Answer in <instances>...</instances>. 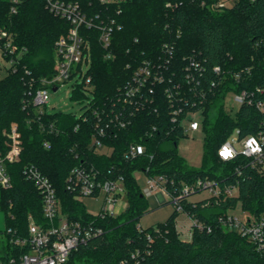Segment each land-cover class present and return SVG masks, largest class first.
<instances>
[{"label": "trees", "instance_id": "1", "mask_svg": "<svg viewBox=\"0 0 264 264\" xmlns=\"http://www.w3.org/2000/svg\"><path fill=\"white\" fill-rule=\"evenodd\" d=\"M167 2L171 6H166ZM215 3L216 0H119L106 11L93 1L89 8L104 9L113 15L116 9L120 11L115 17L121 29L114 31L111 38L112 58H103L104 50L96 32L91 31L89 73L97 100L115 95L116 89L130 78L131 70L126 65L134 66L143 57H155L164 42L174 43L176 64L183 66L189 57L200 62L203 69L195 73L200 80L197 91L217 78L212 70L215 65L226 71L249 67L238 83L228 77L226 83L214 88L215 96L205 101L201 123L205 132L203 162L200 168H193L177 153V142L183 135L178 128L171 130L164 97L157 113H138L130 125L104 138V143L112 147L109 155L99 154L90 146L91 120L74 130V113H47L42 118L53 122L58 131L43 132L38 122L31 119V109L23 108L22 99L27 81L32 79L36 85L42 77L54 73V43L67 30L68 23L49 12L44 0H0V29L10 32L14 43L25 48L15 71L0 78V146L5 148V132L13 122L18 125L22 145L19 161L8 164L10 187H0L5 228L26 237L29 214L36 222L45 224L40 194L22 174L24 164L34 163L53 183L68 218L94 220L104 230L72 251L64 264H264V254L256 252L246 238L218 221L219 216L238 203L243 211L264 214V170L247 165L242 156L225 161L217 154L234 128H239L241 136L256 133L264 120V112L253 104L245 102L236 109H227L222 101L224 92L234 87L254 91L255 98L264 102V0H228L223 7ZM184 56L188 59L183 60ZM178 78L186 88L183 73ZM78 98L82 94L72 92L71 99ZM45 139L50 141L49 148L43 146ZM131 142L145 143L146 154L134 160L125 159L123 153ZM81 161L93 164L107 176L124 178L127 204L119 214L92 216L82 201L66 190L68 171ZM136 170L162 175L171 193L180 188V182L191 183L201 177L236 183L238 192L220 200L209 196L196 201L183 199L182 213L204 225L202 229L194 227L190 239H183L176 229L175 218L181 213L176 210L164 222L145 228L138 226L148 203L134 178ZM1 236L6 237V243L0 245V261L27 250L12 245L10 234L4 229L0 230Z\"/></svg>", "mask_w": 264, "mask_h": 264}, {"label": "built area", "instance_id": "2", "mask_svg": "<svg viewBox=\"0 0 264 264\" xmlns=\"http://www.w3.org/2000/svg\"><path fill=\"white\" fill-rule=\"evenodd\" d=\"M93 1L99 3L106 11L110 4L119 2V0H44L48 11L66 21L68 28L54 43V73L50 77H42L36 85L32 79L27 81L22 103L23 108L31 109V119L38 122L40 129L47 134L58 131L53 122L42 118L51 113L48 108L49 90L56 87L53 91H57L66 82H71V94L74 91L82 94V98L74 99L82 104L80 111L74 114L77 119L74 130H78L81 123L91 120L93 132L90 146L99 154L109 155L112 147L104 143V138L130 125L138 113H157L162 107L163 97L168 104L171 130L178 128L183 136L198 130L202 123L204 103L215 96L214 88L226 83L228 77L238 83L245 71H249V67L226 71L215 65L212 70L217 78L211 79L206 88L197 91L196 86L200 80L195 78V73L203 69L200 62L189 57L183 66L176 64L174 43L164 42L155 57H143L134 66L126 65L131 70L130 78L116 89L115 95L104 101L97 100L89 73L93 40L91 31L96 32V38L104 50L103 58L110 59L113 57L110 51L112 34L121 29V23L115 17L120 12L119 9L114 11V15L106 13L104 9L93 11L89 9L93 6ZM227 2L228 0H216L215 5L223 7ZM166 6H171V3L167 2ZM11 10L14 11V8ZM24 52L25 48H19L14 43V36L10 32L0 29V64L4 63L6 72L15 71V65ZM185 59H188L187 56L183 57V60ZM181 73L185 78L186 88L178 78ZM187 90L190 93H186ZM255 90L257 93L262 91L260 88ZM228 92L233 93V101L238 106L247 102L264 112V102L255 98L254 91L228 88L222 96L224 105V98ZM186 94L192 97H187ZM196 114L200 115L201 120L195 118ZM5 135L6 146L5 148L0 146L2 188L10 187L8 164L19 161L22 151L17 123H11ZM43 146L49 148L50 141L45 139ZM146 148L145 143L131 142L123 156L127 160H134L145 155ZM217 154L225 161L242 156L252 168L259 171L264 169V120L256 133L241 136L239 128H234L218 147ZM22 174L33 183L40 194L45 224L36 222L29 214L26 237L16 236L11 228H4L5 232L10 234L9 242L12 245L27 247V250L10 255L7 259L1 260L0 264H64L72 251L103 233V228L94 220L67 217L62 211L61 201L53 183L34 163L24 164ZM171 183L174 184L173 181ZM65 188L77 200L99 193L104 195L101 210L97 214L90 213L92 216L112 217L123 210L119 211L118 206L122 196H126L124 178L121 175L107 176L87 161H81L70 168L65 177ZM199 191H206L209 197L220 200L236 195L238 186L236 183L226 184L214 178L201 177L191 183L180 182V188L171 193L162 175L145 173V185L141 187L144 197L154 193L167 196L178 212L183 211L182 200ZM242 213L243 217L226 213L219 216L218 221L223 227L235 230L246 238L256 252L264 254V214L257 216L243 210ZM188 218L190 224L187 237L190 239L193 228L202 229L204 225L196 218L190 216ZM207 230L210 228L207 227ZM148 238L150 239V236Z\"/></svg>", "mask_w": 264, "mask_h": 264}, {"label": "rangeland", "instance_id": "3", "mask_svg": "<svg viewBox=\"0 0 264 264\" xmlns=\"http://www.w3.org/2000/svg\"><path fill=\"white\" fill-rule=\"evenodd\" d=\"M63 33V32H62ZM61 34V33H60ZM4 65V63H3ZM0 64V78L4 77L6 69ZM71 82H66L64 85L60 86L57 91L49 90V99H48V108L51 112L63 111L71 112L77 114L80 111V106L82 104L77 103L71 99ZM233 93L228 92L225 95L224 102L227 109H236L238 105L233 101ZM211 114H214V110L211 111ZM195 118L201 120L200 115L196 114ZM204 137L205 132L202 127L198 130L188 133L187 135L181 136L177 142V153L189 167L200 168L203 162V153H204ZM261 167H259L260 169ZM262 169V168H261ZM264 169L260 170L263 171ZM134 178L137 181V184L140 187L145 185V173L136 170L133 172ZM208 196V192L199 191L191 194L188 199L198 200ZM104 195L102 193L81 197L80 200L85 205L86 211L92 214H97L103 205ZM147 210L140 216L138 221V226L145 228L157 222H164L167 220L175 210V205L168 200L167 196H164L160 193H154L147 197ZM127 204L126 196H122L119 200L118 210L125 208ZM227 213L233 214L238 217H243L241 206L238 203L234 208L228 209ZM177 225L181 228L183 225L188 222V217L184 213H179L176 218ZM175 220V221H176ZM4 212L0 210V229H4ZM178 232L180 230L177 229ZM181 232V234H187ZM6 243V237H0V245Z\"/></svg>", "mask_w": 264, "mask_h": 264}, {"label": "crops", "instance_id": "4", "mask_svg": "<svg viewBox=\"0 0 264 264\" xmlns=\"http://www.w3.org/2000/svg\"><path fill=\"white\" fill-rule=\"evenodd\" d=\"M199 200V199H198ZM193 201H196V200H193ZM185 214V213H184ZM187 216V215H186ZM188 217V216H187ZM176 220V219H175ZM188 222H186V224L185 225H183V227H179L178 225H177V220H176V229H178V230H180V236H181V238H183V239H188V237H187V234H186V237H184V235L185 234H181V232H183V233H186V230H187V232H188V228H189V224H190V219L188 218ZM3 228H5V215H4V224H3ZM0 230H3L2 228L0 229Z\"/></svg>", "mask_w": 264, "mask_h": 264}, {"label": "clouds", "instance_id": "5", "mask_svg": "<svg viewBox=\"0 0 264 264\" xmlns=\"http://www.w3.org/2000/svg\"><path fill=\"white\" fill-rule=\"evenodd\" d=\"M255 150V149H254ZM228 153H227V150L225 151V155H227Z\"/></svg>", "mask_w": 264, "mask_h": 264}, {"label": "water", "instance_id": "6", "mask_svg": "<svg viewBox=\"0 0 264 264\" xmlns=\"http://www.w3.org/2000/svg\"><path fill=\"white\" fill-rule=\"evenodd\" d=\"M52 89H53V90H55V89H56V87H53Z\"/></svg>", "mask_w": 264, "mask_h": 264}]
</instances>
